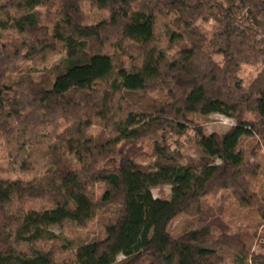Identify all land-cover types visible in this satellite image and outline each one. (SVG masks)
Returning <instances> with one entry per match:
<instances>
[{
    "label": "trees",
    "instance_id": "trees-1",
    "mask_svg": "<svg viewBox=\"0 0 264 264\" xmlns=\"http://www.w3.org/2000/svg\"><path fill=\"white\" fill-rule=\"evenodd\" d=\"M85 2L108 17L87 24ZM0 32V137L38 174L0 177V264H264V0H0ZM244 65L261 67L249 84ZM212 114L235 124L206 135L193 117ZM95 219L81 244L53 230Z\"/></svg>",
    "mask_w": 264,
    "mask_h": 264
},
{
    "label": "rangeland",
    "instance_id": "rangeland-1",
    "mask_svg": "<svg viewBox=\"0 0 264 264\" xmlns=\"http://www.w3.org/2000/svg\"><path fill=\"white\" fill-rule=\"evenodd\" d=\"M83 12L85 15L86 23L91 24H97L101 20L106 19L108 17V13L106 11L98 10L94 8L89 2L83 3ZM179 15L184 16L185 13L180 12ZM201 29L207 33L210 34L213 29L214 25L212 23H201L200 24ZM12 33H1L0 32V40H4L5 38L11 37ZM64 55H60L57 57H53L50 59L44 66L50 68L55 63H58ZM216 60L218 62H222L221 57H217ZM32 64H23V67H31ZM43 67V66H42ZM261 67L259 65H244L239 75L241 79L244 81V83L249 84L250 81H252L254 78L257 77V75L260 73ZM166 87L171 86L170 80H164ZM195 126L199 127L201 131L208 135L211 133H225L227 130H229L232 126H234L235 121L232 118L224 117L222 115L218 114H212L209 116H200L195 115L193 117ZM103 124L97 122L94 126H92L88 133L90 136H96L103 132L102 126ZM188 144L183 149V156L185 161L188 163H200L201 159V136L196 134L194 130L190 132L189 137L186 141ZM144 160V159H143ZM146 163L149 162V160H145ZM114 165V164H113ZM37 173H31L28 175H23L18 172L17 166H15L14 162L9 156V149L6 145L5 140L0 137V177L3 179L8 180H16V179H22V180H28L36 177ZM107 191L108 194H112L115 192V189L107 186L105 184L99 185L96 189V195L101 196L103 193ZM152 194L155 198L158 197H165L168 198L171 193V187L170 186H161L157 187L151 190ZM42 202L40 201H28L26 204H23L18 201H12L8 206V212L9 213H15L19 214L21 212H24L28 209H39L41 208ZM192 220L187 215H180L177 217L169 226V231L174 236H179L184 228L191 224ZM53 230L57 233V235L60 237L61 241L63 240H70L74 243V245L81 244L84 242H88L90 240L96 239L100 236L102 233V222L97 219L93 220L89 223L88 226L84 228H78L71 225H64L60 228L56 227L53 228ZM258 247H256V251H258ZM68 255H58L59 259L67 258ZM123 257H120L119 259H122Z\"/></svg>",
    "mask_w": 264,
    "mask_h": 264
}]
</instances>
